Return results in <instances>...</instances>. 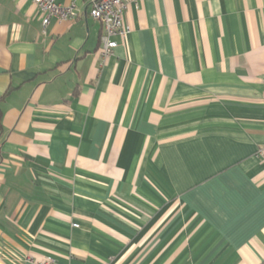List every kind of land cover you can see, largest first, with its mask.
Returning <instances> with one entry per match:
<instances>
[{
  "label": "crops",
  "instance_id": "0c3cea01",
  "mask_svg": "<svg viewBox=\"0 0 264 264\" xmlns=\"http://www.w3.org/2000/svg\"><path fill=\"white\" fill-rule=\"evenodd\" d=\"M75 10L0 0V264H261L264 0Z\"/></svg>",
  "mask_w": 264,
  "mask_h": 264
},
{
  "label": "built area",
  "instance_id": "2783aa9c",
  "mask_svg": "<svg viewBox=\"0 0 264 264\" xmlns=\"http://www.w3.org/2000/svg\"><path fill=\"white\" fill-rule=\"evenodd\" d=\"M42 16L43 30L52 20L69 21L77 17L75 1L67 5L58 4L55 0H31ZM88 6L89 17L98 22L103 30L100 42V54L109 57L117 47L116 38L125 39L131 29L124 23V15L134 0H84ZM136 6V5H135ZM262 152L260 153V155ZM76 227V225H73ZM35 264H56L51 258H43Z\"/></svg>",
  "mask_w": 264,
  "mask_h": 264
},
{
  "label": "trees",
  "instance_id": "16d2710c",
  "mask_svg": "<svg viewBox=\"0 0 264 264\" xmlns=\"http://www.w3.org/2000/svg\"><path fill=\"white\" fill-rule=\"evenodd\" d=\"M261 264H264V261Z\"/></svg>",
  "mask_w": 264,
  "mask_h": 264
}]
</instances>
